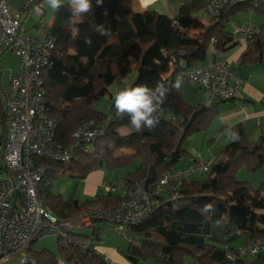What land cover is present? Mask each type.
Returning a JSON list of instances; mask_svg holds the SVG:
<instances>
[{
  "label": "trees",
  "instance_id": "obj_1",
  "mask_svg": "<svg viewBox=\"0 0 264 264\" xmlns=\"http://www.w3.org/2000/svg\"><path fill=\"white\" fill-rule=\"evenodd\" d=\"M206 1L174 0L170 3L176 8L173 16L150 8L136 12L133 0H104L102 7L92 0L93 11L75 19L71 18L68 3H62L64 7L59 11L53 10L44 39H51L54 46L43 71L47 115L56 123L53 145L68 148L73 132L85 122H93L101 132L87 149L73 150L67 162L69 170L83 175L98 169L112 172L138 160L135 170L117 176L122 178L125 190L136 181L154 184L180 160L183 140L208 126L217 114V104L192 106L180 102L181 87L177 90L171 85L179 83L180 72L202 60L210 47L223 52L235 46L225 23L251 8V4L225 6L217 18L203 22L195 13L204 9ZM101 24L109 34L100 35L94 30ZM75 45L77 53L73 54L70 50ZM132 73V80L121 87V80ZM112 83H116L117 91L138 84L169 86L158 114L159 125L151 131H133L128 117L120 118L115 113L114 98L108 89ZM104 97L105 106L97 110V102ZM0 121L4 123L1 105ZM259 128L258 138L249 140L235 127L234 139L219 150L205 179L189 178L176 183L174 191L158 195L149 215L127 226L124 237L129 248L123 253L125 257L132 262L165 264H184L187 259L196 264H250L264 260L262 254L253 260L247 256L227 257L238 248L229 243L239 237L244 238L242 245L264 238V192L252 194L246 182L236 179L238 168L254 171L264 167V118ZM121 129L126 131L119 133ZM4 137L5 126L0 138ZM112 149L118 152L112 154ZM42 162L47 167L48 163ZM51 185L48 204L60 219L76 220L90 209L114 211L124 198L122 192L102 190L80 202L72 196L55 194ZM206 204L214 210L205 209ZM104 221L110 222L92 214L88 225L76 223L66 231V237H56L59 252L70 264H106L93 246L100 238L96 224ZM219 223L224 229L221 235L214 233ZM30 254L31 264L57 263L50 250H31Z\"/></svg>",
  "mask_w": 264,
  "mask_h": 264
},
{
  "label": "built area",
  "instance_id": "obj_2",
  "mask_svg": "<svg viewBox=\"0 0 264 264\" xmlns=\"http://www.w3.org/2000/svg\"><path fill=\"white\" fill-rule=\"evenodd\" d=\"M243 3L251 4L253 11L264 16V0H207L203 10L210 18H217L225 6ZM22 10L38 16L43 14L35 0H23ZM21 25V15H12L7 0H0V56L11 51L18 57L17 73L0 88L4 118V123L0 121V137L5 126V137L0 138V264H31L33 242L50 235L66 237V231L75 224L74 220L60 219L50 209L47 198L52 184L50 167L69 162L74 149H87L101 134L93 122H85L73 132L68 148L54 147L56 123L47 115L43 77L54 43L51 39L28 36ZM254 32V25L244 21L233 29L232 40L238 43L250 39ZM179 75L202 90L204 106L232 99L240 86L234 69L224 60L185 68ZM42 159L48 163L47 167ZM211 164V160L196 158L183 168H171L154 184L136 181L127 191L120 177L104 182L101 185L104 193H124L121 204L114 211L90 209L79 215L78 225H88L91 215L96 214L117 225V232L124 236L127 226L149 215L158 195L174 191L176 183L194 174L208 172ZM261 173L264 175V167ZM259 254L264 255V238L250 240L230 251L227 257Z\"/></svg>",
  "mask_w": 264,
  "mask_h": 264
},
{
  "label": "rangeland",
  "instance_id": "obj_3",
  "mask_svg": "<svg viewBox=\"0 0 264 264\" xmlns=\"http://www.w3.org/2000/svg\"><path fill=\"white\" fill-rule=\"evenodd\" d=\"M22 1L23 0H7V5L9 11L12 15L19 14L21 15V26L22 29L26 32L28 36L35 37L39 40L44 39V31L45 28L52 23V13L53 9L47 4L46 0H35L37 4L41 7L43 14L41 16L30 14L26 10H22ZM148 0H142V2L146 3L145 9L148 7ZM174 0H169L166 3L156 4V12L160 14H166L168 16H173L176 13V8L171 6L170 3H173ZM62 3H69V0H62ZM140 6V3H138ZM143 10V11H144ZM137 12V11H136ZM195 17L197 19L202 20L203 22H207L210 17L204 12V10H200L195 13ZM244 21H251L252 24L259 25L260 23H264V16L260 14L259 11H253L251 8L247 10H242L238 12L233 18L225 23V28L228 32H232L235 26L241 24ZM71 50L77 53V45L73 46ZM18 69V57L13 54L11 51H7L0 56V81L1 85L5 86L9 82L11 76L17 73ZM135 73L132 75H128L125 77L124 82L121 83V87H124L128 84ZM179 85L181 87V93L185 101L191 104L192 106H196L198 102L202 100L203 103V92L202 90L197 89L196 86L179 79ZM110 93L113 98L115 94L118 92L116 89V83H112L108 87ZM107 97L101 98L97 104L96 109L101 110L106 104ZM126 130H119V133H123ZM208 127L198 130L183 140L181 146V158L174 165L173 168L180 169L185 167L189 162V154H195L199 156L202 160L212 159L216 157L217 151L220 149V146H225L222 144V141H218L215 139H211L210 133L207 132ZM118 149H112V154H116ZM184 152H187L185 154ZM139 162L135 160L130 166L126 168L119 169L117 171H108L105 169H98L96 171H92L86 175L80 174L78 172H73L68 169L69 163H65L62 168H60V172L55 175L53 178L51 189L55 194L62 195L64 198L69 195H73L79 201H84L87 199H91L94 195L100 194L102 189H100V185L105 180L106 182L110 181V178L113 179V175H123L126 172L133 171L137 168ZM208 176V172H202L192 175L191 179H199L203 180ZM2 175L0 174V179ZM51 178V176H50ZM236 179L239 181L246 182L250 188L251 193H260L262 194V190H264V175L261 173V169L258 170H248L244 167L238 168L236 171ZM52 180V179H51ZM255 196V195H254ZM261 196V195H260ZM85 213V212H84ZM82 215V214H80ZM79 217V216H78ZM99 227L101 228L102 235L107 233L108 236H117L122 238L116 228L117 225L110 222H99ZM56 236L50 235L44 237L40 240L34 242L35 248L40 246H44L47 249L53 251L54 253L57 251V247L55 245ZM5 264H16L15 262L5 263Z\"/></svg>",
  "mask_w": 264,
  "mask_h": 264
},
{
  "label": "crops",
  "instance_id": "obj_4",
  "mask_svg": "<svg viewBox=\"0 0 264 264\" xmlns=\"http://www.w3.org/2000/svg\"><path fill=\"white\" fill-rule=\"evenodd\" d=\"M164 1L165 0H148L147 4H149L147 7L156 10V4L163 3ZM138 3H140V6H138ZM145 5L142 0H133L132 2V8L137 12L143 11L145 9ZM77 22L78 19L74 20V23ZM253 25L255 28V32L250 39L238 42L235 44V46L223 52L210 47L206 51V54L202 60H200L193 66H190L202 67L210 64L214 60H224L232 69H234L237 75V79L240 82L239 89L236 91V94L232 99L224 100L217 104V114L210 120L207 126V132L210 133L209 135L211 136V139L222 141L221 145H223V143L227 145L234 139L235 135L233 129L235 127L241 135L246 136L249 140H255L260 135L259 123L260 120L264 118V28H262V26H264V23H260L258 26L255 24ZM71 31L73 34H75L76 28L73 26L71 28ZM70 52L74 54L72 50H70ZM181 64L185 66L184 62H182ZM124 80L125 79L121 80V83L124 82ZM197 89L201 90L198 87ZM181 101L186 102L185 98H183L182 93L180 92V102ZM198 104H202V100L198 102L197 105ZM223 147L220 146V149ZM219 150L217 151V153L219 152ZM184 153L187 154V152ZM216 157L207 160L213 161ZM189 158V162L186 165H189L194 159L199 158V156L195 154H189ZM62 167L63 165L51 166L49 170L50 176L54 178L57 174L55 171L58 170L59 173L60 168ZM117 176L118 175H113L114 178ZM104 182L106 181L103 180L101 185ZM60 196L63 197L62 195ZM70 196L75 198L72 194L68 197ZM77 219L78 218H76V220L74 219V224L80 222V220ZM96 226L100 229V238L93 243V246L98 253L99 258H101L106 264H165L154 261L138 260L136 262H132L128 260L123 253L128 250L129 241L125 237L119 238L114 235L108 236L107 233H104L102 235L99 223H97ZM223 231L224 229L222 224L219 223L214 226L215 234L221 235ZM243 242L244 238L239 237L237 240L230 242L229 246L237 248L241 246ZM33 243L31 245V250L38 251L41 249H47L44 246L35 248ZM58 244L59 243H57L56 239L55 245L57 247V251L55 253L50 250L56 256V264H70L59 252ZM103 257H106V260H104ZM255 258V256H247V259L250 260H253ZM184 264L196 263L190 259H187ZM250 264H264V260L257 262L253 261Z\"/></svg>",
  "mask_w": 264,
  "mask_h": 264
},
{
  "label": "clouds",
  "instance_id": "obj_5",
  "mask_svg": "<svg viewBox=\"0 0 264 264\" xmlns=\"http://www.w3.org/2000/svg\"><path fill=\"white\" fill-rule=\"evenodd\" d=\"M47 4L55 11H59L64 5L62 0H46ZM104 0H96V6L102 7ZM68 7L71 18H81L93 11L92 0H69ZM100 35L109 34V30L103 24L97 25L94 29ZM90 43V40L86 41ZM179 83H173L171 88L178 90ZM169 86H162L159 83L156 87H149L146 84H138L134 87H127L118 91L114 96V109L118 117H128L130 127L139 133L144 130L151 131L159 123V112L162 111ZM205 209L214 210L212 205H204Z\"/></svg>",
  "mask_w": 264,
  "mask_h": 264
}]
</instances>
